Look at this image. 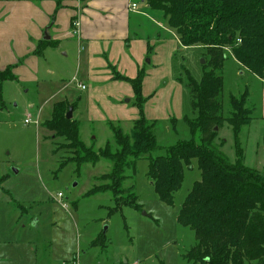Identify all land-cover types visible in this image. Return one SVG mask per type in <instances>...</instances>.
I'll list each match as a JSON object with an SVG mask.
<instances>
[{
    "label": "rangeland",
    "instance_id": "374dc122",
    "mask_svg": "<svg viewBox=\"0 0 264 264\" xmlns=\"http://www.w3.org/2000/svg\"><path fill=\"white\" fill-rule=\"evenodd\" d=\"M59 1L67 6H57L58 10L79 14L90 0H0L9 11L7 19L5 13L0 16V34L8 33L0 37V71L11 66L13 76L12 81L0 83V264H194L186 257L195 245L194 234L178 224L177 216L193 184L200 180L197 161L183 167L182 184L173 204L167 205L158 199L146 176L147 158L165 156V149L179 141L203 143L201 135L191 134L183 120L195 116L189 93L178 79L185 80L186 70L200 82L209 56L204 58L201 47L183 49L170 35L158 42L147 37L152 32L148 17L171 31L160 11L146 12L139 34L144 40L138 37L152 46L143 67L150 71L155 91L149 93L150 85L142 97L155 96L146 100L142 111L145 120L155 124L159 149L136 161L133 177L130 171L125 173L123 190L133 187L140 210L113 211L116 206L109 192L87 196L93 187L108 184L101 177L110 173L111 164L100 160L78 168L68 163L72 152L62 148L66 141L54 137L43 123L51 118L55 104H73L71 120L79 123L81 141L96 153L113 140L107 123L130 134L132 119L139 117L135 97L127 81L115 80L113 85L103 78L99 83L87 79L86 48L80 52L79 45L84 44L78 45L77 28H68L65 34L71 36L61 39L58 47L47 48L41 56L34 54L43 42L37 43L35 31L43 35L54 21L55 14L47 15L44 2ZM37 11L46 17L45 27H39ZM155 55L158 68L153 61L149 64ZM158 69L164 81H158ZM222 78L224 118L230 111L228 97L247 95L251 122L238 136L243 164L264 174V84L241 68L228 50ZM27 118L30 123L25 124ZM216 131L213 144L234 162L230 127L224 123ZM98 237L103 245L93 246Z\"/></svg>",
    "mask_w": 264,
    "mask_h": 264
},
{
    "label": "trees",
    "instance_id": "16d2710c",
    "mask_svg": "<svg viewBox=\"0 0 264 264\" xmlns=\"http://www.w3.org/2000/svg\"><path fill=\"white\" fill-rule=\"evenodd\" d=\"M144 1L151 10L163 14L181 47H201L204 58L209 56L200 82L186 70L185 80L178 79L189 93L195 116H184L183 120L191 134L201 135L203 143L179 141L165 149V156L148 157L146 176L158 199L172 205L173 195L183 181V167L196 160L200 180L193 184L177 216L178 224L192 231L195 238L186 257L194 264H264V174L243 164L238 138L240 129L251 122V110L245 107L246 93L239 98L230 95L229 115H221L222 71L227 50L241 68L264 84V0ZM56 46V42L43 40L34 54L41 56L45 49ZM143 77L142 72L133 80L114 75L116 80L130 84L139 117L133 121L130 134L108 123L113 140L96 153L81 141L76 121L66 119V111L73 105L55 104L51 118L43 123L54 137L66 141L62 148L72 152L68 163L78 168L100 160L111 164L110 173L101 177L108 184L93 187L87 196L109 192L116 206L113 211L121 207L140 210L133 187L123 190L125 173L130 171L133 177L136 161L159 149L155 124L143 116ZM12 80L11 66L0 71V83ZM224 123L232 133L234 162L213 144L216 129L220 130ZM100 237L92 242L93 246L103 245Z\"/></svg>",
    "mask_w": 264,
    "mask_h": 264
},
{
    "label": "crops",
    "instance_id": "0c3cea01",
    "mask_svg": "<svg viewBox=\"0 0 264 264\" xmlns=\"http://www.w3.org/2000/svg\"><path fill=\"white\" fill-rule=\"evenodd\" d=\"M44 4H46L44 7L45 10L48 11L47 15L52 12L55 14L54 21L52 22L53 26L50 31L48 30L47 32L46 30L43 35L35 31L33 37L37 39V43L41 40H49L56 42V47H58L61 43V39L71 36L70 34H65L67 29L72 28L76 30V28L73 27V23H77V35L75 37H77L76 40L78 45L84 44L83 48L79 45L80 52L84 51V48H86V61L88 66L87 79L89 81L91 80L94 83H99L102 82L100 79L103 78L104 83L114 85L117 83L114 78L115 74L133 80L137 77L139 72H142L144 77L141 86V96L143 90L146 87H150V85L152 89L148 88L149 93L151 90L155 91V84L149 82L150 71H146L145 67H143L144 58L152 49V46L149 45V42H143L139 39L140 37H138L141 36L144 40V36L139 34L142 33L141 29L144 25V18L147 19L148 17L146 12L151 10L144 0H90L86 3L84 8H80L81 11L79 14L78 12L73 13L68 10H58V8H56L57 6H67L61 5L63 3H60V1L58 4L54 2L53 5L50 4V2H44ZM132 4L137 5L136 11L130 9ZM142 5H145V7L142 8ZM139 6L141 9H138ZM12 10L11 8V11ZM15 11L16 14L19 13V10L14 9V12ZM37 12V15L34 14L40 21L39 24H41V26L39 27H45L47 24L46 17L44 18L41 11ZM8 13L9 11L7 8L0 5V16L4 14L7 19ZM148 21L152 25V32H148L147 37L151 36L153 41L158 42L159 40H165L167 36L170 35L175 40L176 44L180 45L172 29L169 28L171 32L165 30L167 29L165 25L156 22L150 17H148ZM6 34L2 33L0 37ZM43 36H45L44 39ZM158 49L159 48H156L155 51ZM173 49L174 46L171 47V51ZM103 56L105 60H103ZM152 61L154 65H157L153 67L158 68L157 55L152 57L149 64H151ZM155 73L157 77L160 78L158 81H164L159 69L155 71ZM154 96L153 93L151 96L144 97L145 102L149 98L153 100ZM137 119L138 116L132 120L135 121ZM146 121L149 123L153 122L147 118Z\"/></svg>",
    "mask_w": 264,
    "mask_h": 264
},
{
    "label": "built area",
    "instance_id": "2783aa9c",
    "mask_svg": "<svg viewBox=\"0 0 264 264\" xmlns=\"http://www.w3.org/2000/svg\"><path fill=\"white\" fill-rule=\"evenodd\" d=\"M130 9L132 10V11H136L137 10V5L136 4H132L131 6H130ZM73 26H74V28H77L78 27V24L77 23H73ZM79 87H80V89H82V90H84V87L83 86H80L79 85ZM25 124H28V123H30V119H26L25 120V122H24ZM36 123V122H35Z\"/></svg>",
    "mask_w": 264,
    "mask_h": 264
},
{
    "label": "water",
    "instance_id": "95a60500",
    "mask_svg": "<svg viewBox=\"0 0 264 264\" xmlns=\"http://www.w3.org/2000/svg\"><path fill=\"white\" fill-rule=\"evenodd\" d=\"M71 114H72V108H69V109H68V112H67V114H66V119H67V120H70V119H71V116H72Z\"/></svg>",
    "mask_w": 264,
    "mask_h": 264
}]
</instances>
